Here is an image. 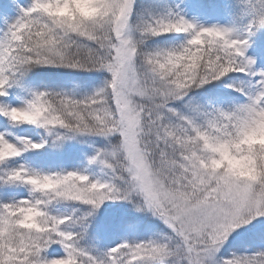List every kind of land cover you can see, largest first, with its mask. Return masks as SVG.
<instances>
[{"label":"snow or ice","instance_id":"1","mask_svg":"<svg viewBox=\"0 0 264 264\" xmlns=\"http://www.w3.org/2000/svg\"><path fill=\"white\" fill-rule=\"evenodd\" d=\"M31 0L0 34V97L34 67L106 72L91 94L32 90L22 106L0 103V116L14 125L44 129L54 148L78 137L109 139L87 158V168L42 172L6 166L49 143L28 138L10 142L0 133V185H22L27 198L0 201V264H264V250L218 254L236 231L258 224L264 234V149L253 148L258 174L237 178L209 167L218 154L206 142L235 143L264 117V68L248 55L252 38L264 29V0H245L249 19L242 27L205 25L179 10L137 13L136 0H93L89 15H50ZM70 7L73 0H68ZM63 4L64 0H60ZM134 16L136 17L135 22ZM175 34L171 48L147 49L150 38ZM248 76L246 86H226L243 96L231 107L203 105L193 89L229 74ZM28 119H17L16 114ZM60 201L87 206L81 215L59 216ZM106 202H128L163 223L159 238L128 241L94 253L81 241L90 217ZM35 209V227H25L21 210ZM70 225L71 227H66ZM59 246L63 255L50 257Z\"/></svg>","mask_w":264,"mask_h":264},{"label":"rangeland","instance_id":"2","mask_svg":"<svg viewBox=\"0 0 264 264\" xmlns=\"http://www.w3.org/2000/svg\"><path fill=\"white\" fill-rule=\"evenodd\" d=\"M145 0H136L137 13H145L146 11H151L155 14L163 13L169 9H176L179 6V10L186 15L187 18L192 19L195 18L199 23L205 25H224V26H236L238 28H242L248 21L249 16L242 12L240 6H245V0H155L152 5L144 6ZM31 0H0V34L7 30L9 24L13 23L15 19L18 18L20 15V9L26 8L30 5ZM246 8V7H245ZM244 8V11H245ZM234 9L238 11L236 18L232 15ZM247 15V16H246ZM241 17V18H240ZM136 17L134 16L133 22H135ZM262 30L256 33V35L252 38L251 46L248 49V55L252 56L256 59L257 69L264 68V47L258 44L257 36L262 34ZM172 35V34H171ZM173 39L176 40L181 36H175ZM153 40L146 41V48L148 46L160 45V46H167L172 41L169 37H154L150 38ZM183 38L181 39V41ZM181 43V42H179ZM150 44V45H149ZM148 49V48H147ZM37 69L36 71H42L43 67H34ZM48 69L46 72L41 73V75L37 76L34 81L26 82L25 80H21L19 85H13L9 89V95L7 97V105L13 107L22 106L25 99L29 97V94L32 90H54V91H67L69 93H73L76 96H83L86 94H91L95 89L101 87L108 78V74L106 72H91L83 75L84 81L81 80L79 75L75 74L78 72H74L73 74H65L64 72L60 71V68H45ZM79 74V73H78ZM80 78V79H79ZM249 77L246 76L243 78L242 84L238 86H246L249 83ZM239 80V79H238ZM240 81V80H239ZM237 85V84H235ZM241 95V94H240ZM240 97V98H239ZM233 97L232 102H229L232 98L229 96L227 97V104L229 103L230 107L233 104L239 103L243 101V96ZM193 99V98H192ZM194 100V99H193ZM195 101V100H194ZM203 105H214L217 107H225L224 105L221 106L220 104L216 103L214 100H196ZM234 102V103H233ZM233 103V104H232ZM179 110L180 107H177ZM184 108V107H183ZM184 111L186 109L184 108ZM0 133H4L6 138L9 139L10 142L18 143V138H28L33 140L34 142H41L44 139L45 132H42L40 129L35 128L34 126H26L22 127L21 125H14L10 121L7 124H0ZM109 139L113 144L118 142V137H111L105 139L103 137H96V136H85V137H78L75 140L65 142L62 147L54 148L53 147V155L60 156H67L66 160H64V164L61 169L56 167L54 171L61 170H68L72 169H85L87 168L88 172L99 178H103L104 174L101 172L98 166H88L87 165V157L94 154V151L97 148L105 147ZM25 157V161L22 164H26V162L32 159L31 156H28V151L22 153ZM80 159L81 161L77 160ZM83 162V163H82ZM56 166V165H55ZM46 168H50L47 166ZM51 170V169H48ZM11 187L4 188L6 195L8 193L10 198L14 199H24L27 198L29 195L28 189L25 190H17L14 188L11 192H9ZM4 193L0 191V199H3ZM4 200V199H3ZM112 203V202H111ZM121 204L119 207H116L115 212L120 213L124 216H130L133 218L134 216L143 219L149 218L150 224L149 226L144 223L140 227L132 228L131 224L128 227L121 228L120 231L116 232H106L102 234V239H98L96 245L100 249L104 248H111L115 247L117 244L124 242L125 240L128 241H139L140 239H144L147 237V233L150 230L151 234L156 235L159 237L161 233L166 232L167 229L163 225L161 221H159L156 217H153L150 213L145 212H137L134 206L128 202H118ZM68 209L67 206L63 205L60 202L55 203L51 208L50 212L54 215L59 216H71V211ZM130 212V213H129ZM126 220H129L126 218ZM142 220V223H143ZM148 226V227H147ZM66 227H71L70 225H66ZM147 228V229H146ZM262 229L258 224L246 226L236 232H234L230 237L229 240L225 243L223 248L221 249L220 253L218 254V258L220 257H227L230 254V249H233L236 253H253L259 250H264V238L262 240H258L257 242L253 243H243L242 248H240L241 243H236V241L245 235L250 234L251 232H261ZM264 237V236H262ZM83 245V240L81 241ZM230 246V247H229ZM88 248L90 246H84ZM232 247V248H231ZM92 248V247H90ZM253 248V249H251ZM251 249V250H250ZM50 257H55L58 255H63L62 249L59 246H53L48 251Z\"/></svg>","mask_w":264,"mask_h":264},{"label":"trees","instance_id":"3","mask_svg":"<svg viewBox=\"0 0 264 264\" xmlns=\"http://www.w3.org/2000/svg\"><path fill=\"white\" fill-rule=\"evenodd\" d=\"M154 1L155 0H145L143 7L152 5L154 3ZM255 2H256V0H253V3H255ZM244 8H245V6L240 7L242 12L247 14L246 8H245V11H244ZM237 14H238V11H236V10H234L232 13V15L234 17L239 18V16H237ZM262 31H263L262 34L257 36L258 37L257 40H258V44L261 45V47H264V29H262ZM175 36L176 35H174V38H175ZM161 37H163V36H161ZM164 37H169V39L172 42L170 44H167V46H160V45L156 44L155 47L148 46L147 48L151 50V49H157V48L176 47L180 44L179 42H182L181 39L183 38V36H181L178 39L174 40L172 38L173 34L172 35L169 34V35H166ZM149 40H153V39H149ZM149 40H147V41H149ZM36 70L37 69L32 68L28 73L25 74V76L22 78V80H25L26 82L30 83V81H34V79L37 76L41 75V73L46 72L48 69L44 68L41 72L36 71ZM60 71L64 72L65 74H70V73L73 74L74 72H76V71L73 72V70H70V69H63V68H60ZM78 73H75V74L79 75V77H81V80L84 81V77H82V76L86 75L87 73H91V72H78ZM97 73H99V72H97ZM245 76L246 75L242 74V73H233V74H229V77H226L220 81H214L209 85H205L203 88L193 89L192 92L189 94V97L185 98V101L176 102L175 106L180 107V109H182L184 111V108H185L184 104L186 103V101L189 98H191V99L193 98L195 101L199 100V99H201V100H204V99L205 100H212L213 99V100L217 101L218 103L226 105V102H225L226 96L237 94V91H235L231 88H228L226 85L228 83H233V84H237V86H238L241 83V80L239 81L238 79H240V78L243 79ZM8 98L9 97H0V103L7 104L6 102H7ZM8 122H9V120L6 117L0 116V124H2V123L7 124ZM26 126H32L33 127L34 125H26L25 124V125H21V128L26 127ZM34 127L40 129L42 132H45L44 129H42V128H39L37 126H34ZM44 139H49L46 136V133H45ZM28 156H31L32 159L28 160L26 162V164H24V165L30 169L38 170V171H42V172H47V171L49 172L51 170H47V169H51L53 167L55 168L56 166H62L64 164V160H66V158H67V156L65 157L62 154L58 157L53 155V147L51 146L50 139H49V143L46 144L44 148H42L40 150H30ZM25 157L26 156H23V157L20 156L18 158L9 160L6 164V166L8 168L16 167L19 164L24 163ZM77 160L81 161L80 159H77ZM47 166H50V168H46ZM7 187L8 186L0 185V191H2L4 193V197H3L4 200L0 199V201L7 202V201L14 200V198L9 197L10 193H8L6 195L4 188H7ZM9 187H11V189H9V192H11L14 188H16L17 190H20V191L28 189L27 187L22 186V185H9ZM15 200H17V199H15ZM61 203L68 207V209L71 211V212L69 211L71 213V215H73L74 210H76L75 215H77V216H79L83 212L87 211V206L80 204V203H77V202L61 201ZM120 205L121 204H119L118 202H112V203L106 202L104 205L101 206V208L99 210H97L94 217L89 218L90 227L88 228L87 234H86L85 238L83 239V246H90L92 248L89 247V250H91L94 253H100V252H103L106 250L104 247L102 249H100L96 245L98 239L99 240L102 239V234H104L108 231L113 232L115 234L116 231L121 230V228H123V226L129 225V224H131L132 228L140 227L144 223H146L149 226V224H150L149 218L146 219L144 217V220H143V219H140L136 216H134L133 218H130L129 215L124 216V214L121 215L120 213H116L115 212V210H116L115 206L119 207ZM126 218H128L131 221L126 220ZM142 220H143V223H142ZM147 234L148 235L145 238V240L150 239V238H153V239L159 238L156 235L151 234L150 230L148 231ZM262 236H264V234H262V231L261 232H251L250 234L245 235V237L238 239L236 241V243H239V244L241 243L240 248H242L243 243H251L254 241L257 242L258 240H262L264 238ZM233 252H234V250L230 249L229 255H231V253H233Z\"/></svg>","mask_w":264,"mask_h":264},{"label":"clouds","instance_id":"4","mask_svg":"<svg viewBox=\"0 0 264 264\" xmlns=\"http://www.w3.org/2000/svg\"><path fill=\"white\" fill-rule=\"evenodd\" d=\"M74 6L70 7L68 0L61 4L60 0L55 3H44L43 11L50 15L68 17L74 12L89 15L96 11L93 7V0H73ZM17 119H28L25 114L17 113ZM211 152L218 154V158L211 161L209 167L223 169L231 176L237 178H254L258 174L257 159L253 152L255 146L264 149V117L257 121L254 127L243 132L242 138L235 143L205 144ZM7 149L0 148V155ZM264 160V154L261 157ZM22 221L25 227H35L39 213L35 209L21 210Z\"/></svg>","mask_w":264,"mask_h":264}]
</instances>
